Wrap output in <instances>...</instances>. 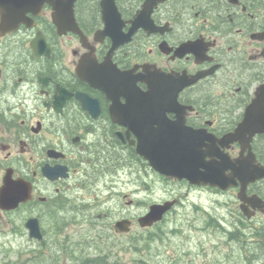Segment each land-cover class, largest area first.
Masks as SVG:
<instances>
[{
  "label": "flooded vegetation",
  "instance_id": "1",
  "mask_svg": "<svg viewBox=\"0 0 264 264\" xmlns=\"http://www.w3.org/2000/svg\"><path fill=\"white\" fill-rule=\"evenodd\" d=\"M188 164L237 184L160 171ZM262 172L264 0H0V196L26 198L0 204V232L49 249L115 212L117 234L153 230L140 219L172 200L163 219L212 241L213 264L224 247L264 264Z\"/></svg>",
  "mask_w": 264,
  "mask_h": 264
},
{
  "label": "rangeland",
  "instance_id": "2",
  "mask_svg": "<svg viewBox=\"0 0 264 264\" xmlns=\"http://www.w3.org/2000/svg\"><path fill=\"white\" fill-rule=\"evenodd\" d=\"M167 195L163 186L162 196ZM118 215L120 214L115 212L112 218L100 221L106 225L98 223L100 219H97V223L92 221L91 224H80L78 222V224L68 226L61 236L63 239L59 242L60 249L57 244L51 246L57 251L47 249L48 259L53 260L52 264H82L78 257L96 258L101 254L114 264L214 263L213 252L210 250L213 242L206 239L204 234L195 233L186 225L179 228L178 233L172 232L173 229L176 230L175 223L178 221L175 220V214H169L161 226L156 229L145 230L136 225L131 232L125 234H117L109 227ZM1 232L0 264H6L9 259L12 260L11 264H19V260L24 261L27 256V247H31L33 243L24 234ZM5 249L8 256L4 257L1 252L6 254ZM224 253L226 264L244 263L239 260L236 249L224 247ZM42 264L46 262L43 261Z\"/></svg>",
  "mask_w": 264,
  "mask_h": 264
},
{
  "label": "water",
  "instance_id": "3",
  "mask_svg": "<svg viewBox=\"0 0 264 264\" xmlns=\"http://www.w3.org/2000/svg\"><path fill=\"white\" fill-rule=\"evenodd\" d=\"M106 0H104V5ZM177 93V89L175 90ZM179 91V89H178ZM206 167V166H205ZM163 174L168 176H179L180 178H188L194 183L199 184H210V185H220L222 187H226L228 184V176L224 175V169L221 167L217 168L216 164H211L207 166V169L204 171H199L191 167L189 164L185 169H182L179 172L176 168H168L160 170ZM249 179V178H248ZM252 179V178H251ZM9 199H7L8 201ZM5 198H1V203L4 204L7 202ZM17 203H19V199H17ZM173 202H166L165 204H158L152 207L151 212L144 218L141 219V223L143 225H151L155 221H158L163 218L164 213L171 208ZM16 205V204H11ZM35 222V223H34ZM131 222L129 220H121L117 222L116 228L118 231H129ZM28 226L31 228V236L42 239V233L40 231L39 224L35 220H30L28 222Z\"/></svg>",
  "mask_w": 264,
  "mask_h": 264
},
{
  "label": "trees",
  "instance_id": "4",
  "mask_svg": "<svg viewBox=\"0 0 264 264\" xmlns=\"http://www.w3.org/2000/svg\"><path fill=\"white\" fill-rule=\"evenodd\" d=\"M35 264H41L40 262H37ZM95 264H111L108 261L105 260H101L100 258L96 259V263Z\"/></svg>",
  "mask_w": 264,
  "mask_h": 264
}]
</instances>
